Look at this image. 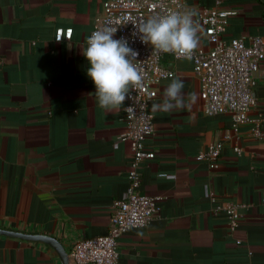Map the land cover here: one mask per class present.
Returning <instances> with one entry per match:
<instances>
[{
	"label": "crops",
	"instance_id": "obj_1",
	"mask_svg": "<svg viewBox=\"0 0 264 264\" xmlns=\"http://www.w3.org/2000/svg\"><path fill=\"white\" fill-rule=\"evenodd\" d=\"M104 1L0 0V229L52 237L69 255L77 242L108 234L115 203L129 188L132 147L120 140L126 101L119 110L99 107L82 54ZM214 4L187 1L185 13L199 27L197 52L211 49L200 18ZM223 7L237 13L228 19L227 41L264 35V0H224ZM58 29H72L71 40L57 42ZM163 64L184 81L186 107L154 111L173 79L158 85L150 105L156 131L147 140L156 158L142 167L141 191L159 198L161 210L120 239L119 263L264 264V139L247 125L236 153L227 140L231 117L203 113L193 61L168 54ZM255 97L251 118L264 132V62ZM218 141L225 146L211 169L197 156ZM228 203L241 214L234 230L223 210L215 213ZM0 264L61 260L44 243L0 235Z\"/></svg>",
	"mask_w": 264,
	"mask_h": 264
},
{
	"label": "built area",
	"instance_id": "obj_2",
	"mask_svg": "<svg viewBox=\"0 0 264 264\" xmlns=\"http://www.w3.org/2000/svg\"><path fill=\"white\" fill-rule=\"evenodd\" d=\"M187 1L105 0L103 3L101 24L93 31L105 26L118 28L114 39H126L129 46L139 52L137 59L143 62L144 84L132 93L133 100L126 99L122 115L126 132L120 140L130 142L133 153L127 195L115 203L113 224L108 234L77 242L70 254L71 264H120V239L134 229L147 227L160 213V199L141 191V170L144 163L156 158V154L147 147V140L156 131L155 116L150 105L158 97V85L176 75L163 64L166 55L171 53H159L150 44L143 43L137 27L152 17L172 12L184 14ZM223 1L215 0L214 7L206 10L200 18L211 49L207 53L194 51L188 60L193 61L194 75L200 84L203 113L207 116L231 117V135L227 140L235 142L234 150L240 154L242 149L237 142L243 127L251 125L252 136L258 141L264 139L260 122L251 118L257 104L256 76L264 62V35L227 41L224 35L228 19L237 13L224 8ZM72 35V29H58L56 41H70ZM171 55L177 59H187ZM129 106L134 109V114L125 110ZM224 146L225 143L221 141L213 143L197 156V160L207 161L211 169H217ZM210 197L216 201L215 195L211 194ZM221 210L227 214L231 229L238 228L241 221L239 207L228 203L216 207L215 213Z\"/></svg>",
	"mask_w": 264,
	"mask_h": 264
},
{
	"label": "clouds",
	"instance_id": "obj_3",
	"mask_svg": "<svg viewBox=\"0 0 264 264\" xmlns=\"http://www.w3.org/2000/svg\"><path fill=\"white\" fill-rule=\"evenodd\" d=\"M117 29L105 26L93 31L82 52L90 64L87 76L94 83V96L99 107L105 110H119L126 99H134L132 93L144 84L143 62L137 59L139 52L130 47L126 39H114ZM137 30L142 42L150 44L159 53L191 59L199 45V27L189 13L172 12L152 17L141 23ZM183 89L184 81L173 79L165 89L163 103L154 104L153 110L169 112L186 107ZM188 97L192 103L197 100L195 93H189ZM125 110L134 114L132 106Z\"/></svg>",
	"mask_w": 264,
	"mask_h": 264
},
{
	"label": "water",
	"instance_id": "obj_4",
	"mask_svg": "<svg viewBox=\"0 0 264 264\" xmlns=\"http://www.w3.org/2000/svg\"><path fill=\"white\" fill-rule=\"evenodd\" d=\"M0 235L11 238L22 239L26 241L44 243L52 247L56 251L58 257L61 260V264H71L69 253L66 251L64 246L58 240L52 237L46 235H27L19 232L6 231L3 229H0Z\"/></svg>",
	"mask_w": 264,
	"mask_h": 264
}]
</instances>
